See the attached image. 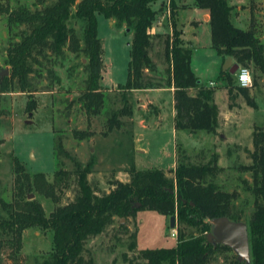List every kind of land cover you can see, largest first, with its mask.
I'll use <instances>...</instances> for the list:
<instances>
[{"label":"rangeland","instance_id":"rangeland-1","mask_svg":"<svg viewBox=\"0 0 264 264\" xmlns=\"http://www.w3.org/2000/svg\"><path fill=\"white\" fill-rule=\"evenodd\" d=\"M52 2L45 0L40 5L36 0H0V73L7 71V75L0 80L11 76L10 68L6 65L7 48L20 40V31L24 29V26L10 27L7 14L1 11L4 8L10 11L19 8L34 11ZM174 3L176 9H179L177 0ZM231 3L235 7L234 25L246 30L250 27L253 16L256 36L264 45V0H232ZM161 4L163 8L151 30L167 34L171 28L166 14L170 10V0H157L153 7L158 10ZM192 21L199 22L195 29L190 26ZM177 24L182 29L184 39L194 48L193 58L203 73L202 78H212L208 76L210 65L208 67L205 63V57L211 54V46L202 10L196 8L181 11ZM70 26L80 37L79 23L72 20ZM97 35L103 47L101 85L104 102L99 114H87L78 101L85 89L87 73L82 64H86L87 60L84 55L74 57L66 48L63 56H50V60L40 58V74L30 78L34 94L28 96L21 93L15 79H9L6 89L0 93V214L1 204H12L18 192L15 182L16 160L23 166L21 173L30 177L35 173H44L49 183L53 182V173L60 168L72 172L74 162L81 166L91 163V173L87 180L93 191L102 196L113 189L115 181H129L128 172L132 165L138 170L158 168L172 178L173 170L180 161L185 159L192 164L207 163L215 155L217 167L220 168L215 184L219 190L234 195L233 210L241 215V222L247 221L254 210L255 198L248 189L252 185L251 173L244 170V167L251 164L254 132H264V76L248 66L252 85L244 93L237 91L236 73L231 82L223 79L215 81L213 90L216 89L217 92L215 97L213 95L212 103L218 110L216 132H203L193 137L186 132H179L174 149L170 94L139 93L133 96V100L131 93L123 97L124 93L117 88L118 85H124L127 79L132 35L101 15H97ZM156 44L157 40H154L151 53L163 75L166 64L162 46ZM48 70L52 72L48 73ZM226 86L231 87V94L221 91ZM147 99L158 106L160 122L156 121L154 114L145 112L147 106L144 111L142 108L136 109L140 100ZM30 101L36 104L31 114L26 111V105ZM128 103L133 108L132 117L118 115L120 109L125 104L128 106ZM149 110L152 111L153 108ZM113 114H117L120 126L109 130L107 123ZM74 132L87 133L89 136L80 140ZM58 141L69 158L56 155ZM174 162L175 165L172 166ZM77 192L78 186L72 177L59 187L55 202L34 189L24 190L23 195L27 200L39 202L46 215H49L57 207L72 202ZM135 207L139 208L138 204ZM169 219L149 210L138 211L127 219L115 218L114 224L103 234L86 242L84 257L91 258L93 264H143L139 260L141 250L175 246L178 230L186 237L196 235V229L185 224L175 222L174 229H171ZM119 224L126 226L127 232L124 233ZM173 230L175 237L171 236ZM134 234L136 245L130 249ZM52 247L50 231L28 228L22 234V246L18 255L12 259L11 250L3 248L0 251V264H40L48 258ZM234 260L236 256L231 250H217L210 254L208 264H232Z\"/></svg>","mask_w":264,"mask_h":264},{"label":"trees","instance_id":"trees-1","mask_svg":"<svg viewBox=\"0 0 264 264\" xmlns=\"http://www.w3.org/2000/svg\"><path fill=\"white\" fill-rule=\"evenodd\" d=\"M42 9L30 11L19 8L10 11L4 8L10 27L24 26L20 40L7 48L6 65L10 68V78L0 80V93L6 89L9 79H15L21 93L31 96L30 78L39 75L40 58L50 60L64 55V48L74 57L84 55L87 60L82 64L87 78L85 89L78 97L87 114L97 115L102 109L103 47L97 35V15L113 22L116 27L124 28L132 35L129 44L127 79L118 85L126 97L135 90L156 89L173 86L174 88V127L192 136L199 133L214 134L217 128L218 110L213 102L214 90L202 85L191 69L192 49L186 46L176 29L169 34H152V25L159 10L153 5L157 0H52ZM232 0H191L192 6L206 10L209 14L208 26L212 50L223 60L233 59L238 66H252L264 76V45L256 36L254 18L246 30L233 23L235 7ZM45 0H36L42 5ZM169 16L172 25L176 6L170 0ZM162 10V9H161ZM79 23L80 37L70 26L71 21ZM162 46L166 64L164 74H160L152 57L153 41ZM51 57V58H52ZM38 68H37V67ZM52 71L48 70V73ZM223 80L231 82L233 75L222 73ZM236 80V78H235ZM253 77V86H255ZM228 94L232 89L226 86ZM244 93L247 89L237 87ZM194 92V94H190ZM127 101V100H126ZM36 104L26 105L31 114ZM132 106L125 104L118 115L132 117ZM113 114L108 119V129L117 128L120 122ZM80 139L87 133L74 132ZM56 155H69L58 141ZM216 156L207 163L192 164L180 161L169 178L163 170L154 168L138 170L133 165L129 169L128 182L115 181L113 189L98 196L90 186L87 176L91 173V163L81 166L74 162L72 172L63 168L53 173L49 183L44 173L31 177L23 171V166L15 161L16 185L18 192L12 204H1L0 214V251L11 250L10 258H15L21 250L22 234L28 228H38L52 233V250L48 258L40 264H93L92 259L84 257L85 244L93 237L103 234L112 226L115 218L127 219L136 212L149 210L164 217H175L176 224H185L196 229V235L185 236L177 232L173 247L154 250H141L139 260L143 264H208L210 254L217 250H230L227 247L212 246L207 243L206 235L211 231L210 221L227 217L231 221H241V215L233 210V194L225 193L215 184L220 168ZM251 164L244 170L251 173L252 185L248 187L253 194L254 210L244 223L248 229L250 264H264V132L253 134ZM75 178L78 192L74 200L57 207L46 215L42 205L36 200H27L24 190L34 189L45 198L57 201L56 192L64 181ZM138 204L139 208L135 205ZM125 233L127 228L118 225ZM134 241L129 245L133 249ZM232 264L239 263L236 260Z\"/></svg>","mask_w":264,"mask_h":264},{"label":"crops","instance_id":"crops-1","mask_svg":"<svg viewBox=\"0 0 264 264\" xmlns=\"http://www.w3.org/2000/svg\"><path fill=\"white\" fill-rule=\"evenodd\" d=\"M177 2L180 4V7H179V9H176L175 10L176 12H175V16L173 18V25H172L171 17L169 16V12L166 13L169 16V20H170V23H171V28H170L169 34L172 33L173 26L175 27L174 29H176L177 31L180 32V38L182 39V41L184 42V44L186 46H189L192 49V56H191V69H192V71L194 72L195 76L199 79V81H200V83L202 85L206 86L207 88L213 89L215 81H218L220 79H223L222 78V73H224V72L227 71L224 68L225 59L222 60L212 50V48L210 47V51L209 52L211 54L209 56H206L205 57V63L208 64V67L210 65V67L208 69L209 70L208 71V76H211L212 78H207V80H204L202 78L203 77V73L201 72V70H199V65H198V63H195L194 58H193L194 57V48H193V46L191 45L190 42H188L187 40L184 39L183 33H182V29H180V26L177 24V22H178V14L181 11L186 10V9H196V8L191 5L192 4L191 0H177ZM162 8H163V4L160 5L159 9H162ZM155 10H157V9H155ZM202 12H203V22L207 25L208 30H209V26H208L209 14H208V11L202 10ZM158 13H159V11H158ZM198 23L199 22H195V21L190 22L191 28H194L195 29L197 27ZM151 31H152V34H160V33H157L155 30H151ZM191 33L193 34V32H191ZM209 36H210V30H209ZM210 46H211V42H210ZM231 62H232V64H234V61H233L232 58H231ZM174 91L175 90H174L173 86L161 87V88H156V89L135 90V91H132L131 92V97L134 100L133 96L135 97L139 93L147 94V93H150V92L151 93H154V92H166V93H169L170 94V96H171V104H172V119H173V130L172 131H173V135L175 137L174 149H176V135L179 132H181V131H176L175 130V127H174V117H175V110H174ZM221 91L222 92L224 91V92L228 93L226 87L223 90H221ZM216 92H217V90L214 89V93H213L214 97H215V93ZM190 94L193 95L194 92H191ZM138 103H140V105L136 106V109L137 110H139L140 108H142V110L144 111L145 108H146V106H147V110H145V112L146 113L149 112V113L154 114L155 117H156V121L157 122H160V110H159L158 106H156L153 103H151L148 99L145 100V101L140 100ZM151 107L153 108V110H152L153 112L149 110ZM189 135L191 137H193L191 134H189ZM138 138L139 139H142V136H139ZM175 156H176V154L174 152V159H175ZM175 161H176V159H175ZM174 165H175V162H174V164L172 166H174Z\"/></svg>","mask_w":264,"mask_h":264},{"label":"water","instance_id":"water-1","mask_svg":"<svg viewBox=\"0 0 264 264\" xmlns=\"http://www.w3.org/2000/svg\"><path fill=\"white\" fill-rule=\"evenodd\" d=\"M238 65H233L230 57L225 58L224 68L234 75ZM7 71L0 73V79ZM30 123V122H26ZM170 228L175 227V217H170ZM211 231L206 235V241L212 246L221 245L229 248L239 263L250 264V248L247 225L241 221H231L227 217H218L210 221Z\"/></svg>","mask_w":264,"mask_h":264},{"label":"built area","instance_id":"built-area-1","mask_svg":"<svg viewBox=\"0 0 264 264\" xmlns=\"http://www.w3.org/2000/svg\"><path fill=\"white\" fill-rule=\"evenodd\" d=\"M242 70H247L248 73L250 74V71H249V69H248L247 67L239 66L238 69H237V71H236V74H235L236 85H237V87H239V88L248 89V88L251 87L252 82H251L250 85H247V86H241V83H240V79H239V77H240V75H241V73H242ZM171 236H172V237H175V232H174V230H173V232L171 233Z\"/></svg>","mask_w":264,"mask_h":264},{"label":"clouds","instance_id":"clouds-1","mask_svg":"<svg viewBox=\"0 0 264 264\" xmlns=\"http://www.w3.org/2000/svg\"><path fill=\"white\" fill-rule=\"evenodd\" d=\"M241 86H247L251 84V75L247 70H242V73L239 77Z\"/></svg>","mask_w":264,"mask_h":264}]
</instances>
